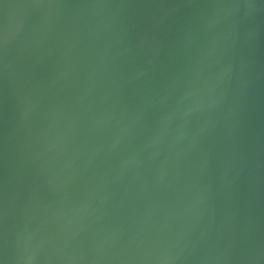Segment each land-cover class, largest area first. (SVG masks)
<instances>
[{"label": "water", "instance_id": "obj_1", "mask_svg": "<svg viewBox=\"0 0 264 264\" xmlns=\"http://www.w3.org/2000/svg\"><path fill=\"white\" fill-rule=\"evenodd\" d=\"M138 3L153 5L148 21ZM62 9L81 27L55 103L23 83L58 47L25 40ZM52 137L58 160L41 152ZM262 141L264 0H50L0 38V264L75 261L49 240L45 251L40 230L53 235L73 193L98 264H264V154H248ZM63 176L71 193H58Z\"/></svg>", "mask_w": 264, "mask_h": 264}, {"label": "rangeland", "instance_id": "obj_2", "mask_svg": "<svg viewBox=\"0 0 264 264\" xmlns=\"http://www.w3.org/2000/svg\"><path fill=\"white\" fill-rule=\"evenodd\" d=\"M48 1L50 0H20L19 6L13 13H10L5 10H0V38L1 36H9V34L13 33L16 30L17 26H19L21 22H23V20L27 18L29 19L31 12L34 13L35 9H38L39 7L43 6ZM152 7L153 5L150 7L147 3H138L134 8V13L131 14L135 18L148 21V19L153 16L150 10ZM90 12L92 13L91 10ZM80 14H78L77 11H75L74 9H62L54 13L47 21H45L40 27H38V29L34 31L31 35H29V37L25 40V43L30 44L31 42H37L42 47H45L46 45H48L49 47H58L57 51L54 54H42L40 57H36L32 61L28 62V68L33 67V77L37 79L32 81H25L23 83L25 86L28 87L31 97L36 98V94H39L41 97L51 94L54 98V102L56 103L60 99V91L66 92L64 88L66 82H64V80H66L67 78L65 77L64 79L62 78V76H71L72 62L70 58L72 57L73 53H69L68 51H66L63 46L67 45L70 42L77 41L81 27ZM82 14L87 15L89 13H87V11H83ZM13 22L14 25H11ZM21 48V45L16 47L13 50L14 53L16 55H19L17 54V52L21 50ZM92 56L90 54V60H92ZM50 58H53L54 61L47 63ZM19 70H21V66ZM14 90L16 92V102L18 104L21 115L23 116V120L25 121L23 122V124L25 128L26 137H28L29 129L26 126L28 118L23 110L25 104H23V102L20 100L22 98L20 96H17L18 89L15 88V85ZM21 92L23 91L21 90ZM65 96L66 93L63 94V97ZM40 105V103L36 105L37 115L44 111V109L41 108ZM40 116L44 117L45 115L40 114ZM58 141V138L52 137L50 147H44L41 152L44 155L52 154L54 155L55 160H58V151L55 149V145L58 143ZM66 142L72 152H74L76 149L79 150V148L81 150L80 144L77 147L76 142L73 141V135H71L69 139H66ZM262 142L264 143V141ZM259 152H262L264 154V146L260 149H256L255 146H251L249 148L248 154L256 156ZM77 163H79L81 166L83 165V169L82 173L79 174L77 178H75L73 184L76 185V189L78 191H83L84 186L88 182L87 179L89 178V161L86 156H81L77 159ZM69 180V178H65L64 176L62 179H59L58 193H71L68 186ZM76 194L81 196L84 193ZM69 197H71V194L69 195ZM60 205H62L63 207L66 206V209L59 213L60 215H63L61 219L54 218L53 235L48 237V232L46 235L44 231L45 229L40 227L41 235L43 232L44 236L43 246L45 251L46 240H49L51 242V246L57 249L62 248L67 255L76 259L75 261L69 262L68 264H93V262L94 264H98V257L100 256V254L96 253V251L95 254H90V245L87 242L88 240H90L91 237L89 234L87 236L88 224L85 219L81 220V215L84 216V209L82 207L83 200L80 201L78 198H76L75 194L73 193L69 201H67L66 203H60ZM38 213L40 214L39 211ZM39 214L38 225H40L41 218ZM120 220L117 221L125 223L124 231H127V225H129L128 222L126 223L125 221H123V218H120ZM50 230H52L51 227Z\"/></svg>", "mask_w": 264, "mask_h": 264}]
</instances>
